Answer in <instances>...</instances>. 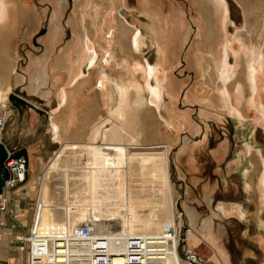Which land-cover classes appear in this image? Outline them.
I'll return each instance as SVG.
<instances>
[{"label":"rangeland","instance_id":"obj_1","mask_svg":"<svg viewBox=\"0 0 264 264\" xmlns=\"http://www.w3.org/2000/svg\"><path fill=\"white\" fill-rule=\"evenodd\" d=\"M68 1H69L68 2L69 7L66 10L67 12H65V15L63 16L62 19V23H63L62 25H64V29H62L63 26H59V28L58 27L56 28V30L60 32L64 30V34L57 35L58 37L56 38V45L54 44L55 42H51L50 40L51 27L53 25V23L50 20L53 13V6L50 3L40 2L39 0H20L16 4L15 2L11 3V7L9 9L10 18L8 21L9 22L8 30L10 32H7V34L0 37V87H5L6 84H9L12 88V94L9 96V101L7 99L0 104V119L4 118L7 124L5 126V131L3 134V145L7 147L8 152L9 151L11 152V156H13L14 153L20 150H26L28 154L29 150L32 149L36 150L43 148L45 141L47 140L51 142L54 141L53 137L49 136L51 132L46 126L35 127V135H27L25 134V132H23V130H21L20 132L16 133V135L12 136V129H13L12 125L19 118V116L21 119L22 117L27 116L25 112L26 109L20 105L24 106L26 105V103H24L25 101L27 100L32 101L34 99L33 97L32 98L30 97L31 94L28 91L30 85L29 83L30 79L37 74L34 71L35 68L31 69L32 60H39L40 62H42V64L44 61L46 62V60H51L50 61V65H51V63L53 62L52 59H55V62L53 63L55 65L53 68L54 69L58 67L60 68L61 64L59 63V61H63L62 55L66 51H69L71 49V44H72L71 41L72 38L74 37V30L76 28L73 29V20L75 17L71 20V23L69 25L67 24L69 18L72 17L73 14L72 13L73 0H68ZM161 1L162 4H161L160 12L158 11L157 15L160 18L161 17L163 19L166 18L169 21L168 23H170L169 26L175 24L180 17L184 18L182 21V25L179 27L177 26V29L180 28V33L174 39V41L176 40L175 45L173 44L171 45V47L173 48L172 50L176 55L171 57L170 59L169 68H172V70L170 71L169 76L171 77V82L172 81L175 82L176 89H174V94L169 96V100L167 97H165V95L161 94L160 101H163L162 103H159V101L151 100L149 99V97H147L153 104H158L159 109L158 110H154L151 108L144 109L143 111H141L140 116H137V119L141 118L140 120L141 122L140 123L138 122L139 134L137 136V139L139 146L144 148V151H150L151 155L154 156L156 160L158 159L157 169L160 172L162 187L165 188L166 186V190L169 191L170 188L169 186L171 184L173 193L170 194L169 191V193L167 192L166 194L161 191V196L158 197L156 205H150L147 203L144 206L143 210H145L144 211L145 213H149L151 208L158 209V211L161 210L163 211L164 217L166 218L168 217V215L173 214L175 216V221H177V223L175 221H173L172 223L175 222V224H177L178 227L183 225V228L179 230L181 231V233H183L184 231L183 229H189L192 231L191 223L184 211L185 210L184 207L186 205L185 203H188L189 206L197 210L200 220L204 217L209 216V213H211L212 210H215L216 206L218 205V204L216 205L205 204L206 203L204 200L205 199L204 194L206 193L205 188L209 186H216L217 188L219 187V183L220 184L222 183L221 185L224 187L225 192L229 193L230 195V196L227 195V197L231 200V201L229 200L227 201L224 199V202L227 203V205L231 203L240 202V199L236 197L237 195L234 193V190L237 191L240 190V187H243L244 181L241 178L242 174L240 173L238 174V170L233 171V168L231 167L232 165L235 164L236 156L238 155L243 156L242 154L243 145L241 139H238L237 141L235 140V134L239 127L237 124L238 122L235 120V118H232L227 113L220 111L221 110L220 105L219 103L216 102L217 99L214 97L217 94L216 93L217 85H215L216 82L212 75V60L210 58L211 56L209 53L210 52L212 53V51L214 50L215 46L213 44H215L214 40L216 39V33L215 30L213 29L212 33L210 34L209 26L212 27L216 25V18L212 15L211 11H209L208 9L206 10V8H204V0H161ZM225 1L228 4L230 10L229 20L230 19L231 20L228 26L229 36L233 38V37H237L240 34L241 36L244 37V39L247 42L249 41V43H251L252 45H256L257 47L262 45L263 54H264V41L262 44V39H261V33L264 30V0H225ZM128 3L131 6L130 8H126L124 6L123 8H121L120 0H118V3L117 0L116 1L109 0L108 3H106L105 0H93V5L89 3L90 7L87 10L89 12L88 18L85 19L84 13L82 14L85 20L84 25L91 26L93 25L91 24L92 22H96L98 25H100L102 22L103 13L109 10L114 14H118V12L121 13L119 14V17L122 19L125 18L126 20L129 19L130 23L136 19V21L141 23L139 24V28L144 27L145 25L142 24H146L148 22V19L144 15L142 16V14H139L137 12L138 10H135L136 0H128ZM110 4L112 5L111 7ZM93 6L95 7L96 10L92 9ZM156 7H157L156 4L153 3L151 5L152 9L150 8L151 11L154 12V9ZM133 8L135 9L133 10ZM94 11L98 13L96 17H93L95 14ZM132 12L135 13L134 15H136V18L135 17L132 18L131 15ZM159 17L157 18V20H159ZM116 23L118 22H115L113 24L115 25ZM147 24L149 25V23ZM107 25L108 27H105V30L103 31V35L97 38V43H98L97 48L99 50L100 57L102 52L101 46H105V43L103 42L104 39H102V36L104 38H107L112 28H114L115 31L119 26L122 28V24H117L118 26L117 25L114 26L112 24H107ZM129 26L131 27L132 25ZM163 26L164 25L160 26L161 30L164 29ZM198 27H202L206 39L209 41L208 45L204 47L203 53L205 52L204 54L205 62L210 69L209 70L210 73L204 77H202L199 74L198 70L196 69V64H195L196 40H194V36H192L193 38L189 37V34H187L184 37L186 32H189L191 30V33H194L193 31H196ZM125 31L127 30H122L124 35L127 34ZM122 32L119 31L118 34L114 33L112 36V40H113L112 48L115 55L114 56L110 55V57L111 56L113 57V60L112 58L111 59L109 58V60H111L110 62L112 63V67H110L109 69L115 79H118L120 77L119 74L120 67L116 63L121 64V61H123L124 59L125 61L126 59L131 60V56L133 60V55L131 52H129L130 39L129 41L127 40L126 43L123 44L121 39ZM127 32H128L127 38L133 36L131 29H129ZM209 34L210 36H208ZM182 38H185L183 40L185 42L181 43ZM148 39H151L150 35L148 34H143L141 36V41L144 42L143 46L147 44ZM51 44H53V47L50 49ZM144 48H145L144 52L140 54L141 58L142 59L144 58V60H147L151 64L153 63L155 65L156 54H157L155 47L151 43L148 46H145ZM44 56H46L44 60L36 59V58H43ZM97 56H96V60H97ZM137 58L140 59L139 57ZM100 61H98L99 66H97L96 69L91 70L89 77L91 78L92 82L89 83L90 85H88L87 87L88 93L93 94V96L95 94L94 97H97V94L95 93L97 91L96 90L97 88H95L96 87L95 78L98 76V71L101 70ZM229 63L230 65L234 64L233 57L230 58ZM29 66H30V73H28ZM50 68L51 67H48V71H47L49 73V75L47 76L48 81L41 82L42 84H44L43 82H45V85L42 86L43 88L42 92L49 91L50 93H52L50 100L47 102V99L45 97H42L41 94H39L38 97L36 94L35 96L39 98V102L37 103L36 101H34V103L38 104L39 107L33 106L31 103L30 105L29 103H27L28 107L34 109L35 111L36 116L34 119L51 118L48 112L50 113L52 109H56L57 106V98L55 96L56 91L61 89L65 90V87L66 88L70 87L65 85L66 84L65 77H60V76L53 77L55 71H53L54 70L53 68L52 70ZM123 71L125 72L127 78V71L123 69L122 73ZM243 72H244V66L241 65L238 69L239 81H244L245 79ZM16 75L17 76L22 75L26 77L27 80L24 79L22 83H19V81L16 80ZM262 77H264V74ZM138 80L142 82L140 74ZM151 85H154V81H151ZM230 87H231L230 89L232 90V86ZM86 90L87 89L84 86L81 88L79 94L73 95L72 97L73 101L77 102L76 103L77 109L74 111V118L81 119L79 123L82 125L79 126L80 130L78 132L73 133L74 135L70 136L69 138L70 143H82V142L85 143L84 139L87 135V130H85L86 126H88V132H91L90 131L91 128L93 126L95 127L94 124L97 125L101 120H105L104 118H107L108 115L107 108L101 103V101L93 100V103L87 108L86 102L83 101L85 95H87L85 92ZM190 91H193L194 95L198 96L197 98L200 100V102L196 101V99L195 101L192 99L191 100L192 103L189 104L187 103L188 105L184 104V101L187 100L186 99L187 93ZM106 92L107 91L101 93V95L105 94ZM110 93L112 96L111 100H114V96L112 95L111 91ZM12 95L20 99L24 98L25 101L20 103L18 102V100H12ZM19 96H21L22 98ZM263 97H264V92H263ZM68 99H69L68 95L66 94L65 104L67 103ZM171 100L173 104H171ZM13 101H15L14 104ZM165 106H168L169 108L177 109L174 112L190 113L193 121L196 124H199L200 127L202 128L201 132L197 135H192V131L189 127H187L186 129L175 128L174 126L167 128V126L163 123L162 119L160 118V114H163V116H165L164 114ZM241 108L243 114H245V119L243 120V123L246 122L245 124H248L250 127L252 125H255L254 128H252L254 130L255 138H256L255 146L264 147V124L259 119L258 113H256L255 111H250L248 109L246 110L245 103L241 104ZM10 111H12L11 116L8 114ZM20 111L22 113H20ZM201 112L208 116L204 121L202 120ZM219 117L220 119H218L219 120L218 121L217 118ZM56 118L60 123L61 133H62L65 130L63 118L59 119L57 115ZM17 121H19L17 127L19 129V126L20 124H22V121L20 120ZM107 124H106L107 126L106 128L110 127L108 125H111L112 123H109L108 125ZM47 137L49 138L47 139ZM52 143L53 144L50 145V149L52 150L51 155H54L55 153L60 151L61 145L57 147V144H54V142ZM193 143L197 144V146L203 144L202 147L204 148H202L199 151L196 150L194 152L192 150H189L190 156L188 154H182L180 152L185 147V145L191 146L193 145ZM223 145H227L229 150L226 152L224 158L220 160V158L216 156L214 157L212 154L219 147ZM35 154H37V151H35ZM11 156L8 157L7 160L8 159L18 160L20 158H24L25 161L28 163L27 158H25L24 156H21L20 158H11ZM7 160L4 165L5 169L2 168L3 171H0V180L3 179L2 188L5 189L4 191L5 193L9 192L10 194L13 193L14 195L16 192H18L17 194L20 195V193L27 184V180L25 179L23 181H20L19 177L18 179H16L17 173L14 174L13 170L16 169L18 166L16 163L13 162L15 165L13 167H9L7 164ZM52 160L53 157H49L48 161L51 162ZM179 160L182 161L181 171H177L176 169V165L177 162H179ZM46 165L47 163L45 162L43 169H40V171H42V173L40 172L41 173L40 177L43 175V172L46 171L44 169ZM252 170H254V167ZM219 172H221L222 174L221 177ZM235 177L236 179H234ZM220 178L221 179L223 178L224 181H221ZM249 178L250 180H252V182H256L258 178V173L256 176L255 174L249 175ZM57 179L58 178L56 179L53 178V181L51 180L49 184L52 187L57 188L61 184L60 179L58 180ZM40 182H38V184L34 185L33 187V193H31V195L33 196V200L29 207H26V205L15 206L14 204H11L10 197L8 196L7 198L9 199V202L6 203V206L3 205L5 204L3 200H0V205L1 204L3 205L0 206L1 207L0 208V240L2 244H4L5 246L2 255L3 257L1 256V260H0L1 262L9 263L12 259L11 257L15 255L14 252L16 250V252L21 251L22 263L27 264L26 260L30 261L31 259V252L29 248L30 246L29 242L31 238L33 239L32 242L34 245L36 244L35 243L36 241H44V238H42L41 240H37V238H40L39 236L40 234H37V231L35 232V235L33 234V227H36L34 226V221H33L34 212L37 208L38 200L41 197L40 193H42ZM12 183L14 185V188L11 189V187H9V184L11 185ZM187 186L191 188V191L189 193L190 195H188L187 193L188 190ZM25 193H27V191H25ZM54 194H56V196L53 197H56L55 199L57 201L62 200L61 199L62 197H59L60 194H58L57 191L52 193V195ZM198 198L203 199L205 203L201 204L200 202H198ZM27 209L30 210L29 211V213L31 212L30 215L26 213ZM226 219L229 220L225 224V227H227V229H226V235L224 237V245L226 247L225 249L226 252L228 253V258L230 260V259H235V256L237 255L235 253L236 245L242 244L244 246V241L241 238L243 237L244 230L241 232L240 229L239 230L236 229V226H234L235 224L232 221L231 216H227ZM177 226L175 227L177 228ZM175 227H173V230L175 229ZM74 228L72 229V231L74 230ZM173 230H171L170 232L171 233L174 232ZM40 231L43 230L40 229ZM218 231L220 232L221 230ZM140 233H146L150 235L149 234L150 232L146 229L142 230ZM139 234L137 235V237L140 236ZM53 235H62V233L54 232ZM178 236L180 235L178 234ZM222 236L223 233H220L218 235L219 241ZM120 237L121 235H119L116 232L114 233V238H116V240H118ZM19 238H22V240H19ZM146 239H147V244L145 246L146 248L144 249L149 250V247H155L156 248L155 251L157 252V254L158 255L162 254L160 257L159 256L155 257L157 258L156 259L157 261L155 263L156 264L170 263V260L164 256V251L166 250L169 243L168 237L165 235L163 236L161 234L159 236V242L156 245H153L154 237H150ZM177 239L178 238H176L175 240L177 241ZM46 241L56 242L57 239L47 237ZM187 245L189 246L188 242ZM206 245L207 244L204 242L199 248L192 247L191 249H193L197 253V255L202 259L216 264L215 260L212 259V257L215 255L214 252ZM180 251L182 253V245L180 247ZM60 254H62L64 257L62 260H59L58 262L62 264L63 262L66 261L69 264V261L65 257L66 254L64 253V251L60 250ZM28 255H29V259H28ZM46 256L47 259H49L48 255ZM127 260L129 264L130 260L128 258ZM171 260L175 261L174 256H172ZM148 263L153 264V261L145 262V264ZM71 264H92V263L85 262L83 260H79V261L74 260V262Z\"/></svg>","mask_w":264,"mask_h":264},{"label":"crops","instance_id":"obj_2","mask_svg":"<svg viewBox=\"0 0 264 264\" xmlns=\"http://www.w3.org/2000/svg\"><path fill=\"white\" fill-rule=\"evenodd\" d=\"M39 1L41 2V0ZM89 1L86 0V4L83 8L85 13L84 14L85 19H87L89 16V12L87 11L88 8L90 7L89 3L93 5V0H89ZM42 2L50 3L49 0H42ZM105 2L108 3V0H105ZM135 5H136V9L133 8V10L134 9L138 10L137 12L143 15V11L139 9L137 0ZM123 6L125 7V5L121 4V8H123ZM130 7L131 6L128 3V6L126 8H130ZM93 8L94 10H96L94 6L92 7V9ZM228 11L230 14L229 8ZM94 13L95 14L93 17H96L98 13L96 11H94ZM133 13L134 12H132V14ZM113 14L114 13L112 12V15ZM119 14L121 13L118 12V14H116L117 16L114 14L115 17L118 18V23H116L115 25L119 24V20H120L125 24V26L129 27L132 31L135 32L133 36H140L141 32L138 29V27H136L133 24V21L130 23L129 19L127 20L125 18L120 19ZM155 14H157L156 11ZM144 16L147 17L148 19L147 23H149V25H151L153 22L155 23L159 22V24L162 26V24H164V22L166 23L167 21L166 18L164 19V21L159 18L158 21L156 19L159 17L158 15L153 19L150 18L148 15L144 14ZM134 17L136 18V15H132V18ZM138 23L141 24L140 22ZM147 23L142 25H148ZM91 24H93L92 26L96 28L97 38L103 35L105 26H103L102 24L98 25L96 22H92ZM168 24L170 25V23ZM129 25L132 26L130 27ZM119 29L120 27H118L115 31L114 28H112L107 38H104L102 36V39H104L103 42L105 43V46H101L102 47L101 57L99 56V50L97 48L98 47L97 39H96V43H92V46L96 49L95 51L98 55L97 63H99L98 61L100 60L102 61V63L100 61L101 70L98 71V76L95 78L96 81L95 88H97L96 89L97 91L95 93L97 94V97H94L95 94L94 96L93 94H89L87 87L88 85H90L89 83L92 82L91 78L89 77L91 70L96 69L97 66L99 65L97 64L95 65V67L92 66L90 69L88 68V66L84 65L82 66V73L84 80L81 79L79 82H77V84H74L69 88L65 87L66 94L68 95L69 98L67 103L64 106L59 107L57 100L56 109H52V111L50 112V113H54V116L57 115L59 119L63 118L64 121L65 130L61 133V135L57 137H54L52 133L49 135L50 137H53L54 141L52 142H54V144H57V147L61 145L60 151L55 153L54 155H51L52 150L50 149V145L53 143L49 140L45 141L43 148L36 150L35 149L29 150L27 154L28 163L26 166V170H27V177H26L27 184L25 186L26 189L24 188L20 193V195L17 194L18 192H16L14 195L13 193L10 194L9 192L8 193L6 192L5 196L6 198L7 196L10 197V203L14 204L15 206L26 205V207H29L33 200V196L31 195V193H33V187L34 185L38 184V182H40L41 180L40 187L42 189V193H40L41 197L38 200L37 208L34 212L33 221H34V226L36 227H33V234L35 235V232L37 231V234H40L39 236L44 238L43 243L46 245V248H48L50 245L52 246V244L55 243L54 241L53 242L46 241L47 237L59 240L58 244H56L58 247H60L59 249H61V251H64L66 255L68 254V256H72L70 258L65 256L66 259L69 261V263L70 262L73 263L74 260H78V261L83 260L85 262L93 263L94 260H96V257H94V255L96 252H98L96 250V248L99 247L98 244L94 245L93 243L95 241H89L84 245H77L75 244L71 236L72 235L71 231L76 225L90 221L91 220L90 216L93 213L97 212L99 215L97 220H103L111 223L113 232L114 233L116 232L119 235H121L120 238L133 237L131 239H134V237H137V235L142 230L146 229L152 235H154V242L156 245L159 242V239H155L158 238L157 234L160 235L162 234L163 236L164 235L167 236L169 239V243L166 250L164 251V256L170 260V263H165V264H181V261L183 260L182 255L180 256L177 254L176 256H174L175 261L171 260L173 254L172 250L174 249L173 245L175 244L176 247V245L178 244V242L175 240V235H170L171 233L170 231L173 230V227L176 226L175 216L173 214H170L166 218L164 217L163 211L160 210L161 211L160 212L158 211V209H154V208L153 209L151 208L149 213H145L144 212L145 210H143L144 206L147 203L150 205H156L158 197L161 196V191L166 194L167 192L169 193V191L170 194L173 193L171 184L170 186L168 185L170 187L169 191L166 190V186L165 188L162 187L160 172L157 169L158 159L156 160L155 157L151 155L150 151H144V148H142L141 146H139L140 152H138L137 155L136 154L130 155L124 153L122 154L120 150L116 151L114 149H108V150L102 149L98 144L95 147L97 150L96 153H94L93 151H89L87 147L88 136L90 133L88 132V126H86L85 129L87 130V135L84 139L85 143L84 142L70 143V139H69L70 136L74 135L73 133L78 132L80 130L79 126L82 125L79 123L81 119L74 118V111L77 109L76 106L77 102L73 101L72 99L73 95L80 93L82 87L85 86L87 89L85 91L87 95H85L83 100L84 102H86L87 108L93 103V100L101 101V103L107 108V114H108L107 118H108L112 113H114L117 110L118 108L117 106L118 104H120V100H121L120 98H122L121 91L123 90L121 89V86L124 85V83H126L128 86H130L127 88L128 89L133 88L132 90L134 91L135 88H138L140 85L142 86L144 82V80L142 79V73L140 71L138 72L130 71L129 73L127 72V78H126L125 72L123 71L122 73L120 67L119 69L120 77L118 79H115L111 74L109 68L112 67V63H108V60L110 58V55L113 56L115 55L112 48L113 47L112 36L114 33L118 34L119 31L122 32V30ZM121 36H122L121 39L123 44L126 43L127 40L129 41V39L131 38V37L127 38V34L124 35L123 32ZM151 43L152 40L148 39L147 44L143 46L141 51H139V49L135 47L133 49L135 51L134 60H132V56H131V60L126 59V61L130 63L131 66L133 64L136 65L138 63L137 61H139L137 57H139L140 61H142L143 63H149V65H152L153 63L151 64L147 60H144V58L142 59L140 55L144 52L145 49L144 47L148 46ZM45 57L46 56H44L43 58H36V59L44 60ZM52 60L53 62L50 65L51 70L55 65L53 64L55 62V59ZM156 60H157V56H156ZM123 61H125V59ZM59 63L61 64L60 68L59 67L56 69L53 68L54 69L53 71H55L53 77L56 76L65 77V82H67L66 81L67 73L64 70L66 64L64 61H59ZM28 73H30V66ZM139 74L141 75V79L143 80L142 82L138 80ZM168 77L171 81V77L170 76ZM98 78L100 79L103 78L104 81H106L108 89L112 92V95L114 96V100H111L112 96L110 91H107L105 94L101 95V93L104 92V88L103 90L100 88V79ZM132 79L136 83L133 85V86L136 85L135 87H133L131 84V82L133 81ZM151 81H154V85H151ZM156 82L157 81H155L154 79L153 80L150 79L151 86L153 87L157 86ZM262 88H264V80L262 81ZM129 93L131 95L133 92L130 91ZM33 98L35 99V97ZM167 98L169 100L168 96ZM34 99L32 100L33 102L31 100L30 101L34 103ZM162 102L163 101H159V103ZM171 104H173L172 100H171ZM151 106H150L151 109L154 110L159 109L158 104H153V107ZM166 107L167 106L164 107V111ZM150 108H145V109H150ZM169 110L174 112L177 109L169 108ZM172 112H170L169 115L173 116L174 114ZM140 113L141 112H139V114ZM201 115H202L201 116L202 120L204 121L206 117L203 116V113H201ZM160 118L162 119L163 123L167 126V128L173 126L175 127L174 123L176 124V122H174V120L172 124L167 125L166 122L164 121L163 114H160ZM17 120L22 121V124H20L19 129L17 128L19 123V121ZM17 120L12 125L13 127L12 136L16 135V133L20 132L21 130H23V132H25V134L27 135H35V127L46 126L50 130V127H52L53 125L52 124L53 118L31 119L27 116H24L21 119L19 116ZM140 120L141 118L137 119L139 123L141 122ZM137 121L136 124L138 125L139 123ZM48 138L49 137H47V139ZM253 139L256 140L255 133ZM235 140L236 141L238 140L236 134H235ZM223 146L227 147V150L225 149L221 150L222 152L221 154L223 155L217 153L220 147L212 154L214 157L216 156L220 158V160L224 158L226 152L229 150L227 145H223ZM258 148H260V150L263 152L262 156L264 158V147L258 146ZM35 151H37V154H35ZM245 151L247 150H243L242 152L243 156H240V158L239 155L235 157V164L232 165L231 167L233 168V171L238 170V174L240 173L242 174V176L244 175L242 173L244 169L246 167H249L247 173L245 172L247 174L246 177L241 176V178L244 181L243 187H240V190L238 191L234 190V193L237 195L236 197L240 199V202L237 203L229 202L231 204L227 205V203L224 202V199L227 201L228 200L231 201L227 197L229 193H226L224 187L221 185L222 183L221 184L219 183V187L217 188L216 186H209L205 188L206 193L204 194L205 196L204 200L206 203L203 201V199L198 198V202H200L201 204L204 203L209 205L218 204L216 206V209L212 210L211 213H209V216L204 217L200 220L197 210L192 207V209L195 210V212L197 213V223H196L197 225L201 226L204 220L213 218L212 222H214L213 224L215 226L217 237L220 233H223V236L220 238L219 241L220 244L218 246L221 245L224 249L226 248L224 245V237L226 235V229H227V227H225V224L229 220L226 219L227 216H231V219L234 222L235 224L234 226H236L237 230L240 229L241 232L244 230L243 237H241L244 241V246L242 244L236 245L235 253L238 255L235 256L236 260L235 259L229 260L228 253L226 252L225 249L228 258V263H227L223 261V259L217 253L219 247H216V245L213 242L206 241L204 235L200 233L199 228H196V231H198L197 234L199 235L201 240L197 242V245L195 246L190 245V246L199 248L205 242L207 244L206 246L214 252L215 255L212 257V259L215 260L216 264H264V197H262L264 194V186L261 187L259 184V181H261L262 176L264 174V167H261L262 168L261 172L257 168L258 167L257 165H259L260 163V161H258V157L260 158V156L257 154L258 151L256 149H254L251 153L248 152V155L246 154L247 152ZM51 156H53V160L49 162L48 160L49 157ZM126 157L130 159V162L128 164L125 163ZM94 158L97 159L101 158L102 163L100 165L94 163L93 161ZM116 159L118 161L121 160L122 162L118 163V165L114 167L112 163ZM45 162L47 163L46 165L47 168L46 167L44 168L46 171H44L43 175L40 177V174L42 173L40 169H43ZM181 166H182V161L179 162V164L177 163L176 165L177 171L182 170ZM253 167L254 170H252ZM255 170H257L258 172ZM257 173H258L257 181L252 182V180H250L249 178V175L255 174L256 176ZM219 174L221 177L222 175L221 172H219ZM53 178L60 179L61 184L57 188L52 187L49 184L51 180L53 181ZM234 179H236V177ZM221 181H224V179L222 178ZM12 188L14 187L12 186ZM187 189H188L187 193L188 195H190L189 193L191 191V188L188 186ZM25 191H27V193H25ZM55 191H57L58 194H60L59 197H62L61 198L62 200L57 201L55 199L56 197H53L56 196V194L52 195V193ZM7 202H9V199L7 200ZM29 211H30L29 209H27L26 211L28 215L31 214V212L29 213ZM173 221L175 222L172 223ZM40 229L43 231H40ZM218 230L221 231L219 232ZM173 231L174 232H172V234L178 233V227L177 228L175 227ZM54 232L62 233V235H53ZM139 238L141 239L142 246L145 247L144 245L147 244L146 235L141 234ZM19 240H22V238H19ZM143 241L146 243L144 244ZM190 242L191 241L189 240L188 243L190 244ZM102 244L103 243H100L99 245ZM124 245L127 247L126 243ZM4 249L5 246L4 244H2L0 240V260H1V256L3 255ZM108 249H109V245H108ZM14 253L15 255L11 257L12 259L9 263L0 261V264H23L21 251L16 252L15 250ZM28 259H29V255H28ZM43 259L47 260V256L45 255ZM26 262L27 264H29V260H26Z\"/></svg>","mask_w":264,"mask_h":264},{"label":"bare ground","instance_id":"obj_3","mask_svg":"<svg viewBox=\"0 0 264 264\" xmlns=\"http://www.w3.org/2000/svg\"><path fill=\"white\" fill-rule=\"evenodd\" d=\"M19 1L20 0H0V37L7 34V32H10L8 30V26H9L8 21L10 18L9 9L11 7L12 2H15L16 4ZM49 1L51 5L53 6V13L50 19L51 22L53 23L51 27V39L50 40L51 42H55L54 44L56 45V38L58 37L57 35L64 34V30H62L64 29V25H62L63 24L62 19H63V16L65 15V12H67L66 10L69 7V3H68L69 1L68 0H49ZM120 2L122 5H125V7L128 6L127 0H120ZM117 3H118V0H117ZM137 3L139 5V9L143 11V15L144 14L148 15L150 18L153 19L154 17H157V14H155V11L160 12L162 1L161 0H137ZM153 3H155L157 6L154 9V12L150 11L152 9L151 5ZM85 4H86V0H83V2L82 0H73V12H72L73 14H72V17L69 18L68 23H67L69 25L71 23V20L75 17L73 20V29L74 28L76 29L74 30V37L72 38L71 49L69 51H66L62 55V59L66 64L65 72L67 73V77H66L67 86H72L74 84H77V82L83 79L82 66L85 65V66H88V68H90L92 66L95 67V65L98 64L96 60V56H97V53L95 51L96 49L92 46V43H96L97 31H96V28H94L92 25L91 26L84 25L85 20L82 14L84 13L83 8ZM111 6L112 5H110V7ZM204 8H206V10L208 9L209 11H211L212 15L216 18V25L212 27L209 26L210 34L212 33L213 29L215 30V33H216V39L214 40L215 44H213L215 46L214 50L212 51V53L211 52L209 53L211 56L210 58L212 60V75L216 82L215 85L218 86V87L216 86L217 94L214 97L217 99L216 102L219 103L220 105V109H221L220 111L227 113L232 118H235V120L238 122L237 124L239 127L236 132V135L238 139L242 140V145H243L242 149L247 150L245 151L247 152L246 154L248 155V152L251 153L254 149L258 151L257 154L260 156V158L258 157V155L257 157L260 163L259 165H257L258 166L257 168L261 172L262 171L261 167H264V158L262 156L263 152L260 150V148L256 147L254 143L255 142L254 141L255 139H253L254 130L252 128H254L255 125H252L250 127L248 124H245L246 122L243 123V120L245 119V114H243L242 112L241 104L245 103L246 110L248 109L250 111H255L256 113H258L259 119L264 124V97H263V88H262V81L264 80V78L262 77L263 72H264V54H263L262 45L258 47L256 45H252L251 43H249V41L247 42L244 39V37L241 36L240 34L237 37H233V38L229 36L228 26H229V22L231 19L229 20V17H230V14L228 11L229 6L225 0H204ZM134 14L135 13H133L132 15ZM115 15L114 14L112 15V12L107 10L102 16L101 24L105 27H108L107 24L113 25L115 21L118 22V18L115 17ZM160 19L164 21L162 17ZM182 19L184 18L180 17L177 23L174 24V26L172 25V27L169 26V24L167 23L169 21L166 19L167 20L166 23L164 22V24H162L164 25L163 30H161L160 28L161 25L159 24V22H156V23L153 22L151 25H145L144 27L139 28V23L133 20V24L136 27H138V29L141 32L140 36H131L132 39L130 38L129 50L133 55V60L135 56V51L133 49L136 47L137 49H139V51H141L143 48V43H144L141 41V36L143 34H148L150 35L151 40H152V45L155 47L156 52H157L156 63L155 65L153 64L152 66V65H149V63H143L142 61H140V59H139L140 62L137 61L138 65L133 64L131 66V64L128 63L127 61H122L121 64L116 63L119 67H121V72L123 69H125L128 73L130 71L132 72L140 71L142 73V79L144 80V82L142 86L140 85L138 88H135L134 91L132 90L133 88L128 89L127 87H130V86H128L126 83L123 82L124 85L121 86V89H123L121 91L122 98H120L121 100H120V104H118L117 106L118 107L117 110L116 109H115L116 111L113 110L115 111L114 113H112L105 120H101L97 125H95V127L91 130L88 136L87 147L89 151H93L94 153H96L97 150L95 147L98 144L100 145L102 149H106V150L114 149L116 151L120 150L122 154L124 153V154H130V155H135V154L137 155V153L140 152L139 143L137 139V136L139 134L138 132L139 126L136 124L137 116L140 115L139 112H141L145 108H150L151 105H152L151 107H153V103L149 99L154 100V101H160L161 94L165 95L166 97L167 96L169 97L170 95L174 94V89H176V84L175 82L170 81L168 77L169 76L168 73L172 70V68H169L170 59L171 57L176 55L174 51L172 50L173 48L171 47V45L172 44L175 45L176 40L174 41V39L180 33V29H177V26L178 27L181 26ZM119 24H122V28L119 26L120 27L119 30L128 31L130 29L129 27L125 26V24L120 20H119ZM59 26H63V28L61 29L62 30L61 32L56 30V28L57 27L59 28ZM127 31L125 32L128 34ZM193 32L194 33H191V30L189 32H186L184 37L187 34H189V37L194 36V40H196L195 42L196 43V48H195L196 69L198 70L199 74L202 77H204L210 73L209 71L210 69L206 65V62H205V57H204L205 52L203 53L204 47L208 45L209 41L206 39V36L201 27H198V29ZM132 33L134 35L135 32L132 31ZM210 34L208 36H210ZM184 39L185 38H182L181 43L185 42L183 41ZM261 39H262V44H263L264 30L261 33ZM52 47H53V44H51L50 49ZM231 57H233L234 59L233 65H230L229 63V60ZM50 61L51 60H46V62L44 61L42 64V62H40L39 60H32L31 69L35 68L34 71L37 73L36 74L37 76L34 75V77L31 78L29 82L30 85H29L28 91L31 94L30 96L31 98L36 97L35 96L36 94H37V97L39 94H41L42 97H45L47 99V102L50 100L52 93H50L49 91L42 92L43 91L42 86H44L45 82L48 81L47 76L49 75V73L47 71H48V67H50ZM110 61L111 60H109V62ZM241 65L244 66V72H243L244 77H245L244 81H239L238 74H237L238 69ZM24 79L27 80L26 77L22 75L20 76L16 75V80L19 81V83H22ZM150 79L152 80L154 79L155 81H157L156 82L157 86H154V87L151 86ZM42 81H45L43 82L44 84L41 83ZM131 84L133 86L136 83L133 80ZM230 86H232V90L230 89L231 88ZM100 88L102 90L104 88V92L109 90L107 87V83L106 81H104L103 78L100 79ZM128 90L132 91L133 93L130 95L129 93L130 91ZM11 94H12V88L9 84H6L5 87H0V104L7 99L9 101V96ZM12 96L15 97L19 101H23V102L25 101L24 98H22L21 96L19 97H21L22 99L14 95ZM55 96L57 97L59 106H62L65 104L66 102L65 90L63 89L57 90L55 93ZM37 97L34 99V101L38 103L39 99H37ZM147 97H149V99ZM197 97L198 96L194 95L193 91L188 92L187 97H186L187 100L184 101V104L192 103L191 101L192 99L194 101L196 99V101L200 102V100ZM27 101L24 102L26 103V105L24 106L20 105V106L26 109L25 112L29 118L34 119L36 116L35 111L34 109L29 108L27 103H29V105L31 103L33 106H38V105L35 103H32L31 101H28V102ZM14 102L15 101H13V104ZM170 112L172 111L171 110L169 111L168 106H167L165 109L166 116H163L164 121L166 122L167 125L172 124L174 120V122H176V124L174 123L176 128L186 129L187 127H189L192 131V135H197L201 132L202 128L200 127L199 124H196L193 121L190 113L172 112L174 114L172 116V115H169ZM20 113L22 112L20 111ZM8 114L11 116L12 111H10ZM50 114H51L50 117L53 118V122L51 121L53 125L52 127H50V130H51V133L54 135V137H57L61 135V126L56 116H54V113H50ZM203 116L208 117L205 114H203ZM218 119H220V117L217 118V120ZM107 123H112V124L110 125V127L106 128ZM199 146H197V144L195 143H193V145L191 146L185 145V147L180 152L182 154L190 155L189 150H192L194 152L196 150L199 151L203 148L202 147L203 144H200ZM222 149L227 150V147L226 146L220 147L217 153L220 155H223L221 154ZM10 156H11V152L9 151L8 157ZM93 161L94 163H97L98 165L102 163L101 158H98V159L94 158ZM121 162H122L121 160L118 161L116 159L114 160L112 165L116 167L118 163H121ZM129 162H130V159L126 157L125 163L128 164ZM179 162L177 163L179 164ZM248 169L249 167H246L244 171L242 172L244 174L243 175L244 177H246L247 175L246 173ZM259 184L261 187L264 186V174L262 176L261 181H259ZM1 189L2 191L0 192L1 193L0 200H3V202L5 203L3 205L6 206L7 198L5 196L4 188H1ZM262 197H264V194ZM184 208H185L184 211L187 214V217L189 218V220L191 221V226H192V231L188 239V241L189 240L191 241L190 244L188 243L189 246L190 245L195 246L197 245V242L201 240L199 235L197 234L198 231H196V228L199 227V231L200 233L204 235L205 240L213 242L216 245V247H219V250L217 253L223 259V261L228 263L227 253L225 252V249L221 245L218 246L220 243L216 235L215 226L213 224L214 222H212L213 218L204 220L203 224L201 226H198L196 224L197 223V213L195 212V210H193L192 207L188 206V204H186ZM98 217H99L98 213L95 212L90 216L91 218L90 221L81 223L74 228L71 236L73 240H75L74 241L75 244L84 245L89 241H94L98 239L106 240L105 243L106 244L108 243L107 245H109V250L107 251L109 256L120 255L119 253H122L123 255H125L124 258H120V257L115 258L114 263L127 264L128 263L127 258L131 261L129 255H131V252H132V251L130 252L129 250V247L131 245L129 240L133 237L119 238L118 239L119 241L125 240L127 247L124 245L125 243L123 241L120 242L121 244H119V246L117 247L113 243L114 232L112 230L111 223L107 221H103V220H97ZM141 234H145L146 238L154 237V235H152L151 233H149L150 235L146 233H140L139 235ZM157 236L159 239L160 234H157ZM135 238L137 239L139 238V236L134 237V239ZM133 243L134 241H132V244ZM143 243L145 244L146 242L143 241ZM153 245H155V242H153ZM144 246H146V244ZM191 246L190 248H192ZM174 247H175V244L173 245V248ZM143 248H146V247H143ZM182 261H181V264H182Z\"/></svg>","mask_w":264,"mask_h":264},{"label":"built area","instance_id":"obj_4","mask_svg":"<svg viewBox=\"0 0 264 264\" xmlns=\"http://www.w3.org/2000/svg\"><path fill=\"white\" fill-rule=\"evenodd\" d=\"M5 126H6V122L3 119H0V144H2L3 142V134L5 131ZM11 162V163H10ZM17 164V168L13 170V173H17L16 175V179H18L20 181H23L26 179L27 176V170L25 168L27 162L25 161L24 158H20L18 160H14V159H8L7 160V164L9 167H13L15 164ZM12 186L14 187L13 183L10 185L9 187L12 188ZM178 227V226H177ZM183 228V225H181L180 227H178V233H170V235H175L178 242L177 247L172 250L173 255L172 256H176L178 255H182L183 257V261L182 264H214L213 262L210 261H206L204 259H202L201 257H199L197 255V253L190 248V246L187 245L191 230L189 229H183V233H181V231H179L180 229ZM178 234L180 236H178ZM42 237L37 238V240H41ZM158 239V238H155ZM32 238L30 240V252H31V259L29 261V264H61L58 261L63 259V255L60 254V247H58L56 244H58L59 240H57L54 244H52V246L50 245L48 248H46V245L43 243V241H36L35 245L32 242ZM75 241V240H74ZM95 242L93 243L98 244V248H96V250L98 252L95 253L94 257H96L95 262H93L92 264H116L114 263V259L115 258H124L125 255H123L122 253H119L120 255H111L109 256L107 253L108 249V245L105 243L106 240H94ZM125 243V240H121ZM132 241H134V243L132 244ZM137 241V242H136ZM129 242L131 243L129 250L131 252V255H129L131 261L129 264H145V262H151L153 261V264H156L155 262L157 261L155 257H160L161 255H158L157 252L155 251V247H149L148 249H144L142 246V242L140 238H135V239H130ZM100 243H103L102 245H99ZM113 243L118 247L120 243L119 240H116V238L113 239ZM182 245V253L180 251V247ZM184 245V246H183ZM162 253V252H161ZM45 255H48L47 260L43 259V257ZM71 255V254H70ZM66 257H72V256H68L65 255ZM66 260V259H64ZM66 262V261H65ZM63 262V263H65ZM62 263V264H63ZM65 264H68L67 262ZM71 264V262L69 263ZM128 264V263H127ZM149 264V263H148Z\"/></svg>","mask_w":264,"mask_h":264},{"label":"water","instance_id":"obj_5","mask_svg":"<svg viewBox=\"0 0 264 264\" xmlns=\"http://www.w3.org/2000/svg\"><path fill=\"white\" fill-rule=\"evenodd\" d=\"M12 100H17L15 97L12 96ZM18 102H23V101H19ZM21 156H24L25 158H28L27 157V151L26 150H20V151H17L16 153H14L13 156H11V158H20ZM8 158V151H7V147L3 144H0V171H3L2 168L5 169V162ZM3 179L0 180V192L2 191V186H3V182H2Z\"/></svg>","mask_w":264,"mask_h":264}]
</instances>
